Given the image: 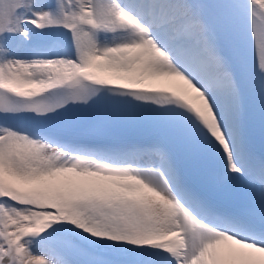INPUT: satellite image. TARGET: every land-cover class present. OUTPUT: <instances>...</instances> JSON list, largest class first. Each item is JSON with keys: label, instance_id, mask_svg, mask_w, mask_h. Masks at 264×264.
Wrapping results in <instances>:
<instances>
[{"label": "snow or ice", "instance_id": "obj_1", "mask_svg": "<svg viewBox=\"0 0 264 264\" xmlns=\"http://www.w3.org/2000/svg\"><path fill=\"white\" fill-rule=\"evenodd\" d=\"M0 264H264V0H0Z\"/></svg>", "mask_w": 264, "mask_h": 264}]
</instances>
